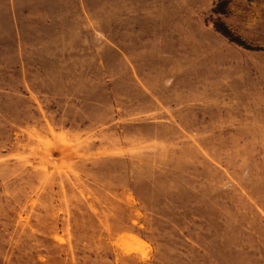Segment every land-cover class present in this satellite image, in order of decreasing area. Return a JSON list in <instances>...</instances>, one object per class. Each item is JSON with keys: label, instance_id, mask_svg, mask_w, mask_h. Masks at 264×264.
Wrapping results in <instances>:
<instances>
[{"label": "rangeland", "instance_id": "obj_1", "mask_svg": "<svg viewBox=\"0 0 264 264\" xmlns=\"http://www.w3.org/2000/svg\"><path fill=\"white\" fill-rule=\"evenodd\" d=\"M13 6L0 264H264V0Z\"/></svg>", "mask_w": 264, "mask_h": 264}, {"label": "crops", "instance_id": "obj_2", "mask_svg": "<svg viewBox=\"0 0 264 264\" xmlns=\"http://www.w3.org/2000/svg\"><path fill=\"white\" fill-rule=\"evenodd\" d=\"M13 0H0V24H18Z\"/></svg>", "mask_w": 264, "mask_h": 264}]
</instances>
